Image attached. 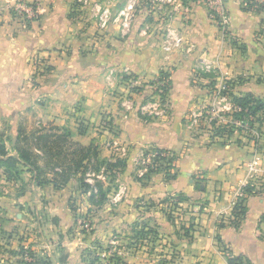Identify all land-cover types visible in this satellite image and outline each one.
<instances>
[{"label":"crops","instance_id":"1","mask_svg":"<svg viewBox=\"0 0 264 264\" xmlns=\"http://www.w3.org/2000/svg\"><path fill=\"white\" fill-rule=\"evenodd\" d=\"M16 1L0 0V131L6 124L17 127L6 138L7 148L13 149L9 153L18 156L24 114L35 116L37 96L45 94L81 101L83 129L77 123L69 126L72 121L54 123L70 128L73 141L94 144L100 159L126 162L120 184L97 208L98 225L90 239L120 233L138 222L162 240L174 241L178 264H229V255L239 257V264H264V122L258 149L236 130L213 136L214 127H229L235 96L252 94L264 100V8H249L251 0H223L230 16L223 33L207 5L189 0H178L163 11L154 0L45 1L41 19L26 25L11 13ZM181 3L190 6L187 17ZM130 5L132 10L127 9ZM105 7L114 16L128 14V27L120 17L102 28L98 13ZM169 30L181 38L177 46L165 40ZM37 57L47 58L52 72L35 87L30 79ZM201 68L208 77L200 75ZM162 70L171 71V87L159 102L152 86ZM228 81L224 94L221 87ZM206 108L212 112L210 126L198 128L197 119L188 116ZM104 111L109 114L107 126ZM18 115L23 116L10 120ZM49 119L54 120L47 113L40 124ZM157 149L176 155L175 179L166 180L160 170L149 173ZM27 168L23 172H30ZM248 185L255 190L247 195ZM44 186L47 226L41 235L20 242L43 260L30 264H97L86 259L88 241L76 229V212L70 207L74 197L78 202L85 198L83 189L77 191L71 183L59 189ZM38 188L30 185L31 191ZM167 197L173 198L170 206L162 203ZM238 197L246 198L247 213L236 226L232 214ZM8 209L0 195V240L3 232L24 222L23 213L8 221ZM132 256L131 264H156L150 259L134 263L139 257Z\"/></svg>","mask_w":264,"mask_h":264},{"label":"rangeland","instance_id":"2","mask_svg":"<svg viewBox=\"0 0 264 264\" xmlns=\"http://www.w3.org/2000/svg\"><path fill=\"white\" fill-rule=\"evenodd\" d=\"M202 69L203 68H201L199 72L200 75H202L203 77L205 74L206 77H208L209 74L206 73L205 69ZM51 72L52 66L49 63V60L45 57H37L34 61V73L32 76L33 78L30 79L32 85L36 87L39 84L38 82L42 80V78H46ZM166 72L171 73L170 70H166ZM124 76L125 75H123V80ZM155 81L156 79L154 80L155 84H152V88L155 94H157V100L159 102H162L164 98H166L167 94L165 93L164 97H162L163 90L159 88L162 84H159ZM194 81L198 84L200 83L198 78L194 79ZM127 82H129V80H127ZM151 83H149L148 85H151ZM225 85L228 90L230 88V83L225 82ZM36 103L38 104L39 112L35 116H32V113L28 115L24 114L25 120L21 119L23 125H25L23 126L24 132L22 134L23 138H21V140L24 141V138H27L26 142L32 145L31 148L36 147V145L31 141L35 131L39 129H50L56 127L67 128L65 125L54 124L57 121L56 119L60 121H72V124L69 126H74L73 123H77L79 128L82 129L86 125L85 122L81 121L82 117L79 115L82 109V103L80 100H76L73 103L70 101L65 102L61 98L54 99L51 96L39 94L37 96ZM47 113L49 114V116L54 118V120L50 121L49 119L46 124H40L43 116H46ZM233 113L234 111H232L231 113V121L238 118L233 117ZM211 114L212 112H209V110L206 108L199 111L196 115L190 113L188 117L190 119L196 118L197 127L200 128L203 126H210L209 122ZM101 115L102 122H104L106 126L109 125L110 119L107 111L102 112ZM22 116L23 115L14 116V119L12 118L10 120L20 119ZM260 116L264 118V116ZM36 117L38 118L36 119ZM240 118H244L243 120L245 121V124H249L251 126V121L253 120L252 116H240ZM231 121L229 122V126L232 125ZM256 125L257 127L260 126L258 122ZM16 128L17 127L15 126H7V124L5 126H2L1 131L6 135L5 139H8V137H13L15 132H17ZM233 129L236 131L238 130L237 128ZM67 130L70 131V128H67ZM246 131L247 132H245V135L251 134L250 131ZM71 139H73V135ZM64 146L65 145H63V147ZM65 147L68 148L69 146L66 145ZM8 148L10 151L13 150L11 146ZM75 148L76 147L71 146L67 149V152H72ZM37 153L42 155L41 152ZM171 156L173 157V169L171 170V173H176L177 157L174 153ZM113 159L114 160H112V162L116 163L117 158ZM47 160V157H43L42 159H39V163L42 166H45L46 164V167L48 168ZM105 160L111 162V159L107 158ZM52 161L55 162L57 161V159H53ZM161 163L162 161H157L153 164L148 165L151 168H162L160 167ZM26 167L21 166L20 168H23L24 170V168ZM120 167L121 166L118 163L116 164V168L114 166L110 167L108 165H102L100 167V170H97L95 167H90L83 175L84 182L90 187L88 188V192H83L86 194L85 198H83V201L81 200V202H78V198L76 200L75 197L74 200L72 199L70 201V207L73 208L72 210L76 212L77 216L76 229L78 230V232L85 234L88 241L87 246L83 245L84 247L86 246L84 249V253L86 255L87 261L92 263L97 262V264H131L130 262H132L133 260L132 254L135 253L136 258H139L137 259V261H134V263L141 262L142 259H150L152 262L155 261L156 264H178L179 258H177V255L173 253L174 241H170V239L164 241L159 237L158 234L154 233H148L147 236L138 235V231L141 230V226L139 227L140 223L138 222L132 225L128 224V226L123 228L120 233H115L114 235L105 237L103 239H90L91 234L96 231L98 225V222L94 218L96 217L95 213H97V208H99L98 201L100 199V188H111L112 190V188L116 187L117 184H120V182H118V179L121 175L116 172ZM48 171L50 172V170ZM28 173L30 172H21L18 179L12 178L11 176L10 178L8 175L3 174L4 180L2 183H0V195L1 197H6L8 207L12 208L11 210H7L8 221H10L11 218L12 220H16L17 214L19 213H23L24 216V222H22V225L19 226V228H14L13 230L11 228L10 231L3 232L4 235L0 240V263L3 264H30L43 261L40 256L35 254L34 251H31V247L28 248L25 245H20V242L22 239H27L31 235H41L47 226L48 219H46L47 216H45L43 213L44 210H46V194L48 192V188H46V186L44 185H39V183L41 180H44V178H51L52 175L46 172L44 173V175H41L36 179L33 177L32 173ZM80 176V174H76L74 178L69 182L71 183V185L75 186L77 191H80V188H83L81 187L80 181H78V178ZM133 177H135V179L142 180L141 178H139L138 174H133ZM31 184L38 185L39 188L31 191ZM112 192L116 191L113 190ZM121 198L122 196L119 197V200H121ZM86 199H89L91 203L89 204ZM172 199L173 198L167 197L162 203L170 206V204L173 203ZM110 200L111 197L109 199V202ZM13 202H17L16 208H14ZM37 204H39L40 207L39 211L37 209ZM104 204H106V202ZM40 214H42L41 217ZM21 246L30 250L34 255H22Z\"/></svg>","mask_w":264,"mask_h":264},{"label":"trees","instance_id":"3","mask_svg":"<svg viewBox=\"0 0 264 264\" xmlns=\"http://www.w3.org/2000/svg\"><path fill=\"white\" fill-rule=\"evenodd\" d=\"M247 5L249 8L255 7L256 10L264 8L263 4L257 5L256 3L252 2H249ZM170 77V73L162 70L155 81L157 83L163 80L166 81L163 86L159 87L163 90L162 97H164L165 93L167 94L169 92L171 87ZM210 84L215 86L216 83L214 80H211ZM228 92L229 90H227V88L223 91L224 94H228ZM234 101L236 106H238L241 110L240 112L233 113L232 116H252L255 118V121L259 123V128H261L264 118L260 115L264 116V100L256 98L252 94H248L242 97L235 96ZM251 123H253V121H251ZM232 132H234V129L231 126H216L214 127L213 136L224 137L226 135H230ZM79 134H83L82 129L79 130ZM5 136L6 135L0 131V171H2L4 175H8L9 177L11 176L15 179H18L20 177V173L24 171L20 167L27 166V171H30L33 174V177L36 179L41 175H44L46 172L52 175L51 178H44V180H41L39 185L53 184L59 189L66 186L76 174H80L81 176L78 178V181H80L81 187H83V192H88V188L90 187L84 182L83 175L90 167H95L97 170H100L102 165H108L110 167L114 166L116 168V164L118 163L121 166L118 171H116L118 174H120L126 167L125 160L120 158L116 160V163L107 161L105 159H100L97 146L94 144L84 146L73 141L71 139L72 133L71 131L67 130V128L56 127L50 129H39L35 131L31 141L36 145V147L31 148L32 145L26 142L27 138H24L23 144L18 146V156H13L9 153ZM63 145H68L69 147L74 146L76 148L72 152H67L69 147H63ZM36 149L40 150L42 155L38 154ZM155 152H157L155 162L162 161L160 165L162 168L149 167V173L160 170L165 173L166 180L175 179L177 177V172L171 173V170L173 169V157L171 155L173 153L164 149H157ZM162 154H170V156H162ZM43 157H47L48 159V168L46 167V164L45 166H42L39 163V159H42ZM53 159H57V161L53 162ZM48 170H50V172ZM254 190L255 188L250 185L244 187V193L247 195L254 192ZM110 191L111 188H100V199L98 201V205L105 203V201L108 199L107 195ZM245 200V197H238L235 201L232 214V223L236 226L239 225V223L246 216L247 207L245 205ZM148 233L157 234V232L151 228L146 229L144 225L141 226V230L138 231V235L141 236H146ZM21 254H28L30 256L34 255L30 250L24 247H21ZM228 261L229 264H239L240 258L229 255Z\"/></svg>","mask_w":264,"mask_h":264},{"label":"built area","instance_id":"4","mask_svg":"<svg viewBox=\"0 0 264 264\" xmlns=\"http://www.w3.org/2000/svg\"><path fill=\"white\" fill-rule=\"evenodd\" d=\"M45 1H52V0H17L15 4L11 8V13L13 14V17L15 21L26 25L28 23H32L35 21H38L41 19L42 14L44 12V3ZM85 4L89 2V0H79ZM178 0H154V2L157 4V8L160 10H164L168 5L174 6L173 3L177 2ZM189 2H198L207 5V7L210 9V12L213 16V18L217 21L221 31L223 33H226L230 24V16L227 12V9L224 5L223 0H189ZM252 3H256L257 5L260 3H263L264 0H251ZM181 10L184 13V16L187 17L190 13V6L186 5L184 3L180 4ZM127 9L132 10L133 6L130 5L127 7ZM99 25L102 28H105L108 26V24L112 21H117L120 17L123 19L122 24L125 27H128L129 25V15L125 14V12H121L118 15L114 16L111 13L110 8H100L99 13ZM165 40L169 42L172 40L174 44L177 46L181 43V38L173 33V31H167L165 34ZM166 81H161L159 84H165ZM225 83L221 87V90H226ZM240 108L237 106L233 111L239 112ZM244 119V118H243ZM242 118L238 117L235 120L231 121V126L233 128H237L244 139L245 143H251L258 149V146L261 141V131L259 126L257 127V122L255 121V118H252L253 123H251V126L249 124H245V121ZM246 130L250 131L251 134L245 135ZM170 156V154H162V156ZM157 157V152H154L152 155V160H149V164L155 163V158ZM96 190V189H95ZM94 190V191H95ZM3 264V263H0Z\"/></svg>","mask_w":264,"mask_h":264}]
</instances>
